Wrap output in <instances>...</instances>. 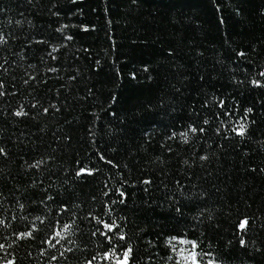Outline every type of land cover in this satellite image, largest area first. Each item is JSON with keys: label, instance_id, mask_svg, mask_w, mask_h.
<instances>
[{"label": "trees", "instance_id": "trees-1", "mask_svg": "<svg viewBox=\"0 0 264 264\" xmlns=\"http://www.w3.org/2000/svg\"><path fill=\"white\" fill-rule=\"evenodd\" d=\"M0 9V264H264V0Z\"/></svg>", "mask_w": 264, "mask_h": 264}, {"label": "snow or ice", "instance_id": "snow-or-ice-1", "mask_svg": "<svg viewBox=\"0 0 264 264\" xmlns=\"http://www.w3.org/2000/svg\"><path fill=\"white\" fill-rule=\"evenodd\" d=\"M0 11H3V9H0ZM41 41H38V43ZM239 55H243V53H239ZM135 73H132L133 78H135ZM261 77H264V72H261L259 74ZM252 83L254 85L257 86H261V81L260 80H254L252 81ZM0 95H3V93H0ZM221 106L224 105V101H221ZM252 109H246V111L250 112ZM48 109H45V112H47ZM16 115H20V113H16ZM205 123H207V121H205ZM191 131L192 132H196L197 128L196 127H191ZM199 131L204 132L205 129L204 128H200ZM236 133L238 135H244L245 134V129L243 126H241L240 128L235 129ZM173 135H175V133H173ZM4 149L0 148V153H3ZM100 160H104L105 157L103 155H100L99 157ZM109 164L112 163L111 161H107ZM87 172L88 175H92V170L90 169H85V168H80L79 172L76 173V175H81L83 173ZM143 183L145 184H150L151 181L150 180H145L143 181ZM116 191L120 192V203H124L127 197V193L124 192L122 189H116ZM45 199H51L50 197H45ZM40 203H43V201H40ZM113 203H116V201H113ZM20 207H24V205H20ZM60 209H66L67 205L63 202L60 203L59 205ZM0 223H3V221H0ZM99 224L103 227V229H105L106 231H100L99 228H97L96 232H93L92 235L96 236L97 234H99L100 237H103L104 240L107 242L106 244H104L105 247H107L108 245H111L113 243V240L115 239L116 241V247L118 249H120V253H119V257L117 259H115V264H132V261H134L136 259L135 254L133 252V248L128 245V239L126 237L125 234L123 233H119L118 234V226L114 223V222H106L104 220H99ZM248 226V218L245 217L244 219H241L237 225V227L240 230H245ZM64 227H68V225H65ZM32 233L31 231L29 232H25L22 233L21 236H31ZM246 241L241 238L239 240V244L241 246L245 245ZM128 245V246H126ZM115 253L114 252H109V251H104L103 252V259H110ZM52 259H56V257H52ZM190 264H200V261L198 260V255L196 251H192L189 254L188 257ZM5 264H14L13 260H7L5 262ZM88 264H91V261L88 262ZM208 264H215V262L209 260Z\"/></svg>", "mask_w": 264, "mask_h": 264}]
</instances>
